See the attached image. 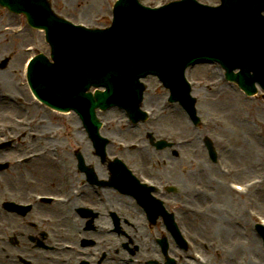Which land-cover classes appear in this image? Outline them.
<instances>
[{
    "label": "rangeland",
    "instance_id": "obj_1",
    "mask_svg": "<svg viewBox=\"0 0 264 264\" xmlns=\"http://www.w3.org/2000/svg\"><path fill=\"white\" fill-rule=\"evenodd\" d=\"M50 1L57 12L67 15L75 21H84L98 25H106L109 21L112 0ZM208 2L215 3L216 0H209ZM0 13L3 14L0 15V25L4 23V19H6V23L8 24H17L19 21L15 17L8 19L7 16L9 14L2 9H0ZM28 29L26 28L23 33H20V38L18 39V42L21 43V46L18 48L19 52L21 51L20 58H17L13 54L9 55L8 65L10 70L18 73L10 75L14 83V87H10L14 88V91L22 96V107L27 103L29 104L31 98L26 87L20 86L23 82L20 75V67L24 59L31 55L33 51H47L42 33L29 31ZM28 45H32V51H25ZM7 54L6 49L0 46V57H8L6 56ZM209 71H211V75L207 73ZM218 72L216 67L208 65H198L191 70V78L197 83L195 93L199 95L200 116L205 119V125L200 130L193 128L184 114L177 108L165 107L162 103L159 106H155L157 111L154 110V112L160 113L162 116L159 128L162 132H174L176 138L180 140L182 149L181 154L176 156V160H174L170 153H162L163 155H159L160 158L156 168L151 170L148 169L149 153L144 151L140 155L142 161L137 162L136 165L144 168L148 175L153 174L155 176H162L169 181H179L178 183L182 184L184 188L190 185V182H197L201 185H208L212 193L214 191V197L211 196L206 201L204 199L202 201L200 198H196V201H191L187 197H183V202L189 204V207H193L194 211L187 212L180 219L183 230H185L186 235H189L190 238L196 236L206 241L212 240L216 242V240H219L218 243L220 244L215 246L219 249H212V251L207 248L203 249L209 258V264H264V247L256 233L253 232V224L257 220L247 212L248 209H253L257 215L264 217V183L255 189H251V191L253 190L252 192L249 191L247 194L239 196L227 191L222 177H218L221 180L214 179L216 174H213L212 170V174L209 177H213L214 180H210L212 182L207 184V176L212 164L207 158L206 151L199 146V136L208 134L207 122L209 123L210 120L217 121L216 126H213L214 133L219 138H215L216 141L228 140L229 146L232 149L231 153L224 151L226 152L223 155L224 162L229 161L235 169L239 170L238 173L243 174L236 182L245 183L253 176L258 177L260 174H264L263 170H261L264 163V150L261 148L262 144L258 139L259 132L264 131V102H260L255 98L243 97L238 91L233 90V87L223 85L216 78ZM0 80L3 84L2 77ZM154 81V79L151 80L153 84H156ZM205 82L215 84L212 89L214 92L210 93L206 90ZM10 108L32 120L44 119L45 121L40 123L44 126L38 129L41 135H48L45 134L47 133L45 131L51 130L56 126H62L66 132L70 131L71 123L66 122L68 118L65 121L59 122L58 118L53 117V114L49 113L48 110L39 106L29 109L25 107L16 108L0 100V112L5 110L7 111L6 113H11L9 111ZM109 114L117 115L118 113L112 111ZM128 137L129 139H133L129 135ZM188 141L190 142L187 143ZM35 142V145L39 146V149L42 147L49 148L52 144L63 143V141L50 142L44 137L37 138ZM244 148L251 151L246 159ZM65 157L66 154L59 157L49 154L45 160H38L37 162L52 163L59 169H61L62 165H66L69 168V161ZM44 164L38 165L37 176L41 172L44 175L50 174L52 175L50 176L51 180L53 181L54 178L56 184L49 185L48 180L40 178L42 189H39V191L51 193V191H56L57 187L62 182L67 181V179L63 177L59 178V171L53 165L46 166ZM222 165L225 166L223 162ZM197 170H199V176L195 174ZM207 197V194H205V199ZM209 204H213V207L206 209ZM44 208L47 209L44 211L48 215H53L52 213L55 212L54 209L48 206ZM124 211V214L135 217L131 209L124 208ZM200 253H202V250H200ZM35 254L38 259H42L38 253Z\"/></svg>",
    "mask_w": 264,
    "mask_h": 264
},
{
    "label": "water",
    "instance_id": "obj_2",
    "mask_svg": "<svg viewBox=\"0 0 264 264\" xmlns=\"http://www.w3.org/2000/svg\"><path fill=\"white\" fill-rule=\"evenodd\" d=\"M39 8V6H35L32 4H28V10L29 11H34L35 9ZM41 10V9H40ZM39 10V11H40ZM37 11V13L39 12ZM39 16L41 17V20H44L45 13L43 11H40ZM220 18L226 19L228 18L229 20H240L244 26L247 25L246 19L244 14L240 13L237 9L232 8L230 9L227 13L226 12H221L220 15L218 16ZM122 17H118V20L121 19ZM139 18L142 22V25L140 28L136 31V34L138 36H142L144 39H149V42L145 44V47L142 49V54L145 56V60L143 61L141 67L142 69H150V60L152 59L155 63L161 62L166 65H169L172 63L175 59L176 61H179L180 57L184 56V51L176 46H170L165 45L162 47V41H172L174 44H178V41L180 40V31L176 27L175 29V22L177 21V15H176V20L172 12H168V10H164L163 13H145V15H139ZM127 20L132 21L134 18L128 14ZM154 28V34L153 30ZM260 33L258 34V38L260 40L259 42V47L257 50V61L259 64L264 65V25H261L259 27ZM52 31L56 32V36L58 37L59 29L56 27H52ZM256 29L253 28V31ZM173 31V33H169ZM161 34L162 39L161 42L158 41L155 35ZM150 37V38H149ZM123 36H121V40H123ZM206 38V33L204 32L201 34V39ZM209 39H214L213 34L209 37ZM176 40V41H174ZM58 51L66 52V59L70 60V53L76 51V47L71 45V44H65V47L59 43L57 47ZM154 54V57L152 58V55ZM174 55V56H173ZM81 59H84V56L81 57ZM59 66V65H57ZM40 69L44 68L45 65L41 64L38 66ZM66 75L65 72H63L62 69H57L55 67L50 73L49 76H52V79L56 80L55 85L60 92L63 93V86H64V76ZM35 76L39 80H47L46 76L42 78L38 73L35 74ZM118 80L122 81V85L124 86L123 91L131 95L132 92L135 89L134 83H133V75L131 73H119ZM110 86L108 87V92H111Z\"/></svg>",
    "mask_w": 264,
    "mask_h": 264
},
{
    "label": "bare ground",
    "instance_id": "obj_3",
    "mask_svg": "<svg viewBox=\"0 0 264 264\" xmlns=\"http://www.w3.org/2000/svg\"><path fill=\"white\" fill-rule=\"evenodd\" d=\"M0 35H2L3 37H4V40L5 41H7V44L6 45H9L7 48H10L11 47V43H10V39H7V38H5V33H4V31L1 29V27H0ZM13 49V48H12ZM261 141H263L264 142V138H261L260 139ZM264 144H262V149L264 150V146H263ZM245 149V158H248V155L250 154V149H247V148H244ZM242 153V152H241ZM263 165V164H262ZM253 241V240H252ZM253 245H254V243H253ZM255 247V246H254ZM255 249L258 251V249L255 247ZM259 264V263H258Z\"/></svg>",
    "mask_w": 264,
    "mask_h": 264
}]
</instances>
